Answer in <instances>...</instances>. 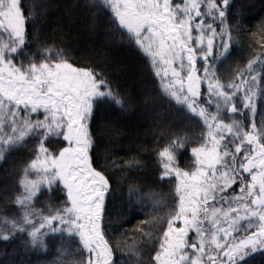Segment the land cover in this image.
Wrapping results in <instances>:
<instances>
[{"label":"snow or ice","instance_id":"obj_1","mask_svg":"<svg viewBox=\"0 0 264 264\" xmlns=\"http://www.w3.org/2000/svg\"><path fill=\"white\" fill-rule=\"evenodd\" d=\"M91 7L108 13L143 52L161 96L198 130L156 142L159 180L172 191L170 198L149 192L153 212H164L153 217L158 224L144 221L155 245L150 264H249L264 255V116L257 121L264 50L228 82L218 75L240 34L230 22L232 0H93ZM27 24L22 0H0V161L36 144L11 201L18 213L0 215V240L26 236V246L47 252L50 237L78 239L74 248L61 247L55 264H114L105 228L111 183L94 167L90 122L100 105L124 109L126 101L102 73L76 66L63 50L28 52ZM260 32L264 49V27ZM189 147L182 167L179 154ZM139 163L133 158L129 166ZM44 191L64 199L38 207ZM127 195L129 205L144 206L138 187ZM127 252L126 264H143L141 248Z\"/></svg>","mask_w":264,"mask_h":264},{"label":"trees","instance_id":"obj_2","mask_svg":"<svg viewBox=\"0 0 264 264\" xmlns=\"http://www.w3.org/2000/svg\"><path fill=\"white\" fill-rule=\"evenodd\" d=\"M93 0H22L28 17L27 51L38 54L43 48L63 50L78 67L92 68L102 73L112 88L126 101L124 109L115 104H102L95 109L90 122L94 138L92 157L94 167L104 171L111 183L106 198V237L113 248L114 264H126L127 248L136 246L143 250V264H150L155 255V245L144 235L148 232L154 216L149 192L170 198L171 185L159 180L160 165L156 159L155 146L158 140L169 133L195 135L197 128L177 107L170 105L160 94V85L149 59L124 35L109 14L91 7ZM35 5V14H33ZM230 22L240 25V34L234 35V45L227 59L217 65L218 75L228 82L238 69L261 49L257 41L264 27V0H232ZM219 55V50H216ZM198 67L199 62H198ZM207 85H202L206 88ZM264 116V104L257 103V121ZM163 134V135H162ZM49 147L55 151L60 145ZM35 142L7 155L0 161V215L11 216L18 210L14 199L21 189L18 181L23 167L34 158ZM108 166L105 167V159ZM135 158L139 166H129ZM180 164L190 163V147L179 154ZM119 165L113 168L111 162ZM141 190L144 206L129 205V187ZM64 194L54 191L42 192L40 202L59 204ZM141 229L144 231L142 232ZM26 236L17 235L9 241L0 240V264H55L61 247L74 248L78 239L59 236L50 237L47 252L26 246ZM249 264H264V255L256 253L249 257Z\"/></svg>","mask_w":264,"mask_h":264}]
</instances>
